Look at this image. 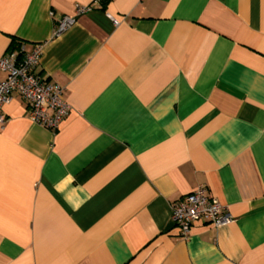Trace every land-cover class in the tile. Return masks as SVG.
Instances as JSON below:
<instances>
[{
	"label": "crops",
	"instance_id": "obj_1",
	"mask_svg": "<svg viewBox=\"0 0 264 264\" xmlns=\"http://www.w3.org/2000/svg\"><path fill=\"white\" fill-rule=\"evenodd\" d=\"M37 45L71 109L3 106L0 264H264V0H0V56ZM200 184L230 221L182 238Z\"/></svg>",
	"mask_w": 264,
	"mask_h": 264
},
{
	"label": "built area",
	"instance_id": "obj_2",
	"mask_svg": "<svg viewBox=\"0 0 264 264\" xmlns=\"http://www.w3.org/2000/svg\"><path fill=\"white\" fill-rule=\"evenodd\" d=\"M91 9L90 5H77L73 15H63L54 25V33L69 27L75 18ZM115 25L118 21L113 19ZM41 56V46L37 45L27 54L18 56L14 52L0 56V71L6 73L0 80V125L6 116L3 106L9 103L13 95L20 96L28 107L29 119L46 129L56 130L71 106L64 98V88L58 83L45 81L33 69ZM171 220L182 238H187L192 226L204 223L220 226L230 221L225 206L208 193L205 184L196 186L183 195L172 206Z\"/></svg>",
	"mask_w": 264,
	"mask_h": 264
}]
</instances>
